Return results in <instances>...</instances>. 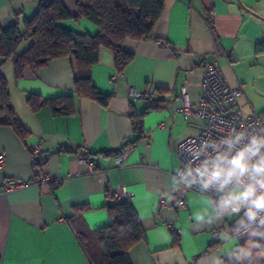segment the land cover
<instances>
[{
    "label": "crops",
    "instance_id": "1",
    "mask_svg": "<svg viewBox=\"0 0 264 264\" xmlns=\"http://www.w3.org/2000/svg\"><path fill=\"white\" fill-rule=\"evenodd\" d=\"M50 1L0 0V38ZM78 1L63 0L74 15ZM117 2L126 8L125 0ZM62 26L98 33L96 25L84 19ZM154 35L157 40L126 42L135 57L122 74L112 52L101 50L92 76L96 88L112 96L107 108L76 97L73 61L68 58L53 60L37 72L27 70L20 79L13 62L1 66L12 108L30 134L23 141L11 127L0 125V155L6 156L5 169L0 170V264H90L70 224L74 208L88 206L82 213L87 227L103 228L109 223L110 192L121 187L134 195L131 204L145 230V239L130 251L133 264H225L226 257L245 244L248 237L237 240L233 234L239 217L207 219L206 196L177 187L178 147L196 135L197 128L176 110L185 91L193 104L199 101L205 68L219 60L229 83L243 87L246 110L257 115L264 111L258 96L264 95V47H258L264 43V0H165ZM31 44H22L19 54ZM151 85L157 90L153 102L162 108L136 121L135 132L131 116L143 114L150 102L133 101L129 94L145 92ZM31 94L43 99L74 95L75 112L55 117L49 106L32 111L27 103ZM36 144L45 151L42 165L31 152ZM127 145L132 150L118 168L116 157ZM84 150L96 163L94 172L82 158ZM41 175L61 179L62 184H34ZM7 178L31 184L4 195ZM163 195L173 198L162 209ZM178 196L188 210L176 207L173 200ZM228 248L231 251H225ZM252 257L264 264L263 250Z\"/></svg>",
    "mask_w": 264,
    "mask_h": 264
},
{
    "label": "trees",
    "instance_id": "2",
    "mask_svg": "<svg viewBox=\"0 0 264 264\" xmlns=\"http://www.w3.org/2000/svg\"><path fill=\"white\" fill-rule=\"evenodd\" d=\"M125 5L126 8H123L117 0H85V3L79 0L75 15L68 10L63 0H52L42 5L33 17L22 23L16 21L2 32L0 68L13 62L16 78L20 79L27 70L37 72L53 60L68 58L73 61L76 97L91 99L105 108L109 107L112 96L102 94L94 85L92 76L94 66L99 63L101 50L112 52L117 73L122 74L135 57L126 50L128 40H157L154 31L163 15L165 0H125ZM83 19L95 24L98 33L92 35L62 26L65 21ZM29 41L32 42L31 46L19 54L21 45ZM258 47L262 49L264 43ZM149 102L143 114L131 116L135 132H139L136 121H140L150 111L162 108L153 100ZM27 103L32 111L49 106L55 117L70 116L75 112L74 95L43 99L31 94ZM259 117L264 122V111ZM0 125L11 127L23 141L29 137L30 133L12 108L8 83L1 72ZM42 164L44 161L39 165ZM87 209L88 206L75 207L70 224L89 263L133 264L130 251L145 239V230L131 202L111 200L108 207L109 223L96 231H91L82 218V213ZM260 243L264 245V240H260ZM225 264H238L235 253L226 257ZM251 264L259 263L252 257Z\"/></svg>",
    "mask_w": 264,
    "mask_h": 264
},
{
    "label": "clouds",
    "instance_id": "3",
    "mask_svg": "<svg viewBox=\"0 0 264 264\" xmlns=\"http://www.w3.org/2000/svg\"><path fill=\"white\" fill-rule=\"evenodd\" d=\"M182 168L177 187L198 185L210 209L207 219L239 217L236 239L241 231L248 239L238 246L235 260L251 264L254 251L264 249V127L226 129L204 140Z\"/></svg>",
    "mask_w": 264,
    "mask_h": 264
},
{
    "label": "built area",
    "instance_id": "4",
    "mask_svg": "<svg viewBox=\"0 0 264 264\" xmlns=\"http://www.w3.org/2000/svg\"><path fill=\"white\" fill-rule=\"evenodd\" d=\"M117 76L113 77V81H116ZM157 96V90L155 85L145 92H138L131 90L129 97L133 101L149 102L154 100ZM244 91L241 85L232 86L227 80L219 60L214 64H209L205 68L202 78L201 93L199 101L193 104L190 100V95L185 91L183 92L182 99L183 105L176 110V112L182 114L185 119L197 128V133L194 136L186 138L178 147V157L181 163L180 171H178L174 179L179 181L180 176L183 175V166L188 163L191 158V154L195 152L196 148L206 139L216 138L223 134L226 129L232 127L236 128H254L264 127V122L260 119L256 113H250L245 109L243 103ZM132 150L130 145L123 148L121 153L116 157L118 168H121L125 162L126 155ZM34 159L37 163L43 162L44 148L40 144H36L31 148ZM82 158L87 161L91 171L94 172L96 163L89 154L84 150ZM6 166V156L0 155V170H4ZM54 182L56 187L62 184L61 179H53L50 175H41L33 180L34 184H47ZM30 182H22L15 179L7 178L3 185L4 195L16 191L18 189L29 186ZM184 190H191L202 194L198 190V185L192 187H180ZM216 196V193H209ZM110 198L113 202H131L134 199V195L124 187L115 189L110 192ZM173 196H161L160 207L166 208L170 204ZM176 207L179 210H188V205L182 196L175 197L173 200ZM242 215V213H241ZM237 218V216H233ZM172 228V226H170ZM180 230L176 229L174 235L178 236ZM220 232L215 233V237H218ZM237 236V233L234 234ZM241 237H245L242 235Z\"/></svg>",
    "mask_w": 264,
    "mask_h": 264
},
{
    "label": "rangeland",
    "instance_id": "5",
    "mask_svg": "<svg viewBox=\"0 0 264 264\" xmlns=\"http://www.w3.org/2000/svg\"><path fill=\"white\" fill-rule=\"evenodd\" d=\"M258 96H259V98L261 99V100H259V103H260L262 106H264V95H263V94H259ZM263 108H264V107H263ZM245 109H246V108H245ZM247 111H248V112L251 111V113H253L251 108H249V110L247 109ZM235 237H236V236H235Z\"/></svg>",
    "mask_w": 264,
    "mask_h": 264
}]
</instances>
